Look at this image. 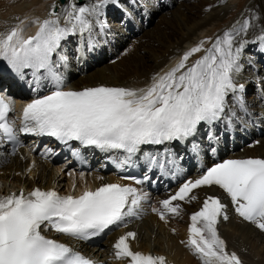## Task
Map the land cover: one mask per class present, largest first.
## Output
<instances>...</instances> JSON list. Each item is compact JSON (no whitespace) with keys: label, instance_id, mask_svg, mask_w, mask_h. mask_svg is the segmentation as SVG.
<instances>
[{"label":"bare ground","instance_id":"obj_1","mask_svg":"<svg viewBox=\"0 0 264 264\" xmlns=\"http://www.w3.org/2000/svg\"><path fill=\"white\" fill-rule=\"evenodd\" d=\"M167 1L158 0V3L164 4ZM52 2L53 0H0V37L14 25L19 30L22 25L30 26L32 31L38 30L44 34L58 32L60 47L55 58L61 63L65 77L60 79L65 84L81 87L106 83L133 88L148 83L152 87L151 91H156L153 102L158 103L170 97L169 108L172 111L188 112L199 107L202 99L216 94L217 83L224 70L233 69L235 87L228 91L219 123L206 132L200 130L198 136L189 141L188 147H192L190 149L180 147L176 141L169 142L167 146L149 149V154L142 159L143 163L150 165L159 158H171L175 163L182 164V158L191 159V153L195 150L200 155L205 154L206 150L214 148V143H225L233 147L239 145L253 133L248 122L249 116L261 123L264 131V111L257 102L258 96H264V59L260 56L264 54V0H207L201 4L197 13L186 4L177 5L175 9L172 6L171 13L164 12L165 14L161 13L164 16L158 17L160 19L155 35L151 34V37L148 33L140 37L141 34H138L142 26L134 23H140L141 16L144 23L151 22L164 10L165 6L157 7L155 0H83L81 3L65 0L58 13L51 12ZM87 5L89 10L83 13L86 21L81 24L76 21V15ZM141 10L143 14L139 15ZM121 15L123 19L120 22L109 25L113 17ZM168 15L169 18L165 17ZM95 17L101 19V36L93 32ZM31 33L27 31L24 35ZM128 37H136L133 42L138 39L139 43L126 49L120 63L103 67L101 60L104 56L117 53L118 48L127 44ZM94 60L96 62L92 63ZM201 62L207 65V86L190 95L191 99L188 101L186 96L180 98L183 79L186 81L195 72H201L202 67L195 70ZM204 74L205 71L201 80L204 79ZM49 78L55 79L48 73L25 75V89L21 94L31 97L34 91L46 89L51 83ZM252 82L256 84L254 93L249 90ZM21 84L22 80L18 86ZM187 92L185 86V95ZM248 149L246 154L264 156V135L257 146ZM48 155L37 149L34 153L36 161L31 165L23 151L8 158L0 153V193L37 186L49 188L55 184L56 179L61 182L66 180L60 173L59 165L50 170V162L43 159ZM103 166L104 158L100 155L84 161L83 170H92L91 175L86 177L90 186H96L102 181L101 176L95 172L101 171ZM24 174L30 175L29 178H25ZM191 209L192 207L183 206L181 213L185 214ZM185 224L184 218L175 217L169 230H166L151 217L136 227L137 235L132 246L137 251L163 255L177 264H215L201 258L187 246ZM222 230L233 249L240 252L246 250L242 257L248 264H264L258 246L255 245V240H261L260 244H264V237H261L264 234L233 220L223 224ZM111 240L112 237L104 239L97 251L89 247L86 253L106 261L105 264H121L111 256ZM179 240L183 241L182 245Z\"/></svg>","mask_w":264,"mask_h":264},{"label":"rangeland","instance_id":"obj_2","mask_svg":"<svg viewBox=\"0 0 264 264\" xmlns=\"http://www.w3.org/2000/svg\"><path fill=\"white\" fill-rule=\"evenodd\" d=\"M149 1H152V0H149ZM155 1H157L158 2V0H155ZM167 1V0H166ZM207 0H169V1H167V2H165L164 4L163 3H161V4H157L156 3V6L157 7H164L165 6V8H164V10L162 11V12H160V14H158V15H156L153 19H152V21L150 22V21H147L148 22V25H145V28L143 29V26H144V20L142 19V16H141V18L139 19V22L140 23H134V25H141L142 26V28L139 30V34L138 35H140L141 34V36L140 37H143L144 36V34H147L148 33V35H149V37H151V34L152 35H155V30H156V27H157V25H158V21H159V19L160 18H158L159 16H164L163 14H161V13H164V12H166V14L167 13H171L173 10H172V8L174 7V9H175V6H179V5H181V4H183L184 6H185V4L186 5H188V6H190V7H193L194 8V12L195 13H197L198 12V8L201 6V4H204L205 2H206ZM226 1V0H225ZM227 1H229V2H231V0H227ZM168 3H172L171 5H169ZM124 6H126V4L124 5ZM173 6V7H172ZM169 10V11H168ZM143 14V10H141L140 12H139V15H142ZM165 14V13H164ZM165 17H167V18H169V15L168 16H165ZM123 19V16L121 15L120 17H113L112 19H111V21L109 22V25L111 24V25H113V24H115L116 22H120L121 20ZM100 18H98V17H95V19L93 20V22H94V33L97 35V36H101V33H100V30H99V22H100ZM106 20H110L109 18H106ZM115 20H118V21H115ZM175 20H177V21H179L180 19L179 18H175ZM112 21H115V22H112ZM146 22V23H147ZM150 23V24H149ZM110 25V26H111ZM146 29H148L147 31H145ZM150 33V34H149ZM193 34H191V36H192ZM128 39H129V37L127 38V41H128ZM135 41V40H134ZM139 43V41H138V39H137V41L135 42V44H134V46H136V44H138ZM127 45V44H126ZM128 48V47H127ZM125 46H124V48L122 49V48H118V51H117V53H115L114 55H116V54H118L120 51H121V49L122 50H124L123 52H125L126 53V49H127ZM264 52V51H263ZM124 53V54H125ZM142 53V52H141ZM145 53V52H144ZM123 54V56H121L117 61H114V62H111V60H109V58H111L112 56H114V55H112V56H107V54L104 56V59L103 60H101L103 63H102V65H103V67L104 66H113V65H117L118 63H120V61L122 60V58L125 56ZM249 54H252V52L251 53H249ZM263 59H264V54L262 53L261 55H260ZM211 57V54L209 53L208 54V58H210ZM60 61L58 60V61H53V67H52V69H51V71H52V73L54 74V75H57V76H60V74H63V70L61 69V63H59ZM95 63L96 62V60H94V61H92V63ZM205 62V61H204ZM112 63V64H111ZM206 64L208 63V60H206V62H205ZM205 63H200L198 66H196L195 67V70L196 69H198V68H200V67H202V69H201V72H199V73H197V72H195L191 77H189L188 79H186V81H185V78L183 79V89H182V91L179 93V96H180V98H185V96H186V99H187V101L188 100H190L191 99V96L190 95H194V93H196V91H198L199 90V88L201 89V88H205L206 86H207V84H206V82H205V79H206V70H207V65L205 64ZM107 64H109V65H107ZM111 64V65H110ZM57 69V71L56 70H54V69ZM205 71V74H204V79L203 80H201L200 79V77H202V74H203V72ZM132 80H135V79H132ZM131 80V81H132ZM133 83H134V81H132ZM255 83L254 82H252L251 83V85H249V90H250V87L253 89V91L252 90H250V93H254V91H255ZM185 86H186V88H187V90H188V92H187V94L185 95ZM245 93H247V92H245ZM248 94V93H247ZM30 164L32 163L31 161L29 162ZM32 165V164H31ZM49 168H50V164H49ZM51 170V169H50ZM54 174V177L56 176V174H55V172L53 173ZM23 176H25V178H29V176L30 175H26V174H24ZM261 237H264V236H261ZM259 241H261V240H255V245H257L258 246V250L260 251V253H261V256H262V258H261V260L263 261L264 260V244H260V242Z\"/></svg>","mask_w":264,"mask_h":264},{"label":"water","instance_id":"obj_3","mask_svg":"<svg viewBox=\"0 0 264 264\" xmlns=\"http://www.w3.org/2000/svg\"><path fill=\"white\" fill-rule=\"evenodd\" d=\"M65 0H55L53 3V11L56 12L58 11V7L59 5H61ZM79 2H81L82 0H78Z\"/></svg>","mask_w":264,"mask_h":264}]
</instances>
